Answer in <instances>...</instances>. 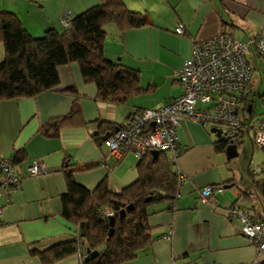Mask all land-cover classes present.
<instances>
[{"label":"crops","instance_id":"crops-1","mask_svg":"<svg viewBox=\"0 0 264 264\" xmlns=\"http://www.w3.org/2000/svg\"><path fill=\"white\" fill-rule=\"evenodd\" d=\"M99 0H0V10L15 13L34 37L47 29H60L65 12L75 16ZM129 10L142 12L147 24L120 30L104 26V55L139 71L145 93L123 104L96 98V86L83 80L76 62L58 66V88L34 97L0 101V154L13 157L20 150L19 171L34 159L45 162L47 172L25 176L21 188L0 196V264H43L30 249L44 250L69 240L68 223L62 217L61 196L66 192L62 171L74 165V180L92 190L105 180L109 189L119 190L138 178V158L129 152L116 162L107 156L104 144L97 146L92 134L98 121L114 126L126 124L139 109L158 108L181 93L175 73L191 57L194 40L222 30L245 41L264 32V0H124ZM182 24L184 34L175 28ZM4 56L0 44V61ZM252 66L253 92L249 111L242 112V124L231 142L216 136L215 124L187 117L176 127L178 154H167L173 171L184 175L172 201L149 207L151 243L138 256L122 264H253L255 250L227 217L232 204L245 206L253 217L264 222V150L253 142L254 98L264 103V60L256 50L247 54ZM75 89V92L70 89ZM74 101L88 124H66L58 136L48 137L40 128L51 118L66 115ZM248 113V114H246ZM21 152V153H22ZM132 154L133 156H131ZM130 155V156H129ZM94 164L87 170L82 166ZM261 166L260 172L253 168ZM222 186L202 201L201 191ZM172 234L164 236L168 226ZM50 264H80L73 254ZM264 264V262L262 263Z\"/></svg>","mask_w":264,"mask_h":264},{"label":"trees","instance_id":"trees-1","mask_svg":"<svg viewBox=\"0 0 264 264\" xmlns=\"http://www.w3.org/2000/svg\"><path fill=\"white\" fill-rule=\"evenodd\" d=\"M107 23L127 30L144 26L147 20L142 12L129 10L124 0H99L71 15L68 26L49 28L34 37L15 13L0 10V44L4 51L0 61V101L34 97L58 88V66L72 62L78 64L83 80L96 86L97 99L123 104L131 96L145 93L147 88L141 86L138 70L105 57ZM250 103L244 99L241 113L249 111ZM66 124H88L76 101L66 115L51 118L40 132L55 137ZM118 127L98 121L92 140L101 146ZM21 152L11 157L14 164L23 159ZM73 166L66 164L62 169L66 192L61 196L62 217L68 223L71 238L44 250L32 248L30 254L43 264L73 254L79 255L80 264H122L135 259L152 240L149 207L158 202H172L178 194L177 174L168 155L163 151L155 155L147 152L138 159V178L119 190L109 189L105 180L92 190L85 188L74 180ZM92 167L94 164L79 169ZM108 209L111 216L104 213ZM110 217L114 218L113 225ZM87 249L97 254L88 255Z\"/></svg>","mask_w":264,"mask_h":264},{"label":"built area","instance_id":"built-area-1","mask_svg":"<svg viewBox=\"0 0 264 264\" xmlns=\"http://www.w3.org/2000/svg\"><path fill=\"white\" fill-rule=\"evenodd\" d=\"M70 18V13H63L59 18L61 27L68 26ZM175 32L184 34V26L178 24ZM253 49L264 60V32L245 41L226 31L194 40L191 57L175 73L181 93L161 107L136 110L126 124L105 140L107 156L119 162L129 152L138 159L151 150L177 155L176 127L182 117L215 124L220 128L221 140L233 141L241 128L243 101L249 99L253 92V69L247 60V54ZM262 98L264 100V90ZM254 124V145L264 149V116L256 119ZM261 170V166L253 168L254 172ZM46 172V164L41 159H34L26 165L25 172H21L11 156L0 154V196L5 195L9 199L12 192L21 188L25 176ZM183 179L184 175H179L178 182ZM221 192L222 186L215 189L205 187L201 191L202 201L205 202L213 193ZM104 213L112 215L109 209ZM226 213L229 219L238 223L240 232L254 248L253 264H262L264 222L255 219L248 208L238 204L230 205ZM171 234L170 225L164 236ZM171 264L194 263L174 260Z\"/></svg>","mask_w":264,"mask_h":264},{"label":"rangeland","instance_id":"rangeland-1","mask_svg":"<svg viewBox=\"0 0 264 264\" xmlns=\"http://www.w3.org/2000/svg\"><path fill=\"white\" fill-rule=\"evenodd\" d=\"M254 102L255 103H254L253 114H252V118H254L253 121L258 119L259 117L264 116V103L262 101H260L258 98H254ZM246 114H248V113H246ZM257 149L260 150V148H257ZM130 155L133 156L132 154H130Z\"/></svg>","mask_w":264,"mask_h":264},{"label":"water","instance_id":"water-1","mask_svg":"<svg viewBox=\"0 0 264 264\" xmlns=\"http://www.w3.org/2000/svg\"><path fill=\"white\" fill-rule=\"evenodd\" d=\"M214 131H216V136H219L220 137V129L215 128ZM156 153H157L156 150H151V154L155 155ZM110 220H111L110 224L113 225L114 218L113 217H110ZM87 253H88V255H91V256L97 254L96 251H90L89 249H87ZM86 258H87V256H86Z\"/></svg>","mask_w":264,"mask_h":264}]
</instances>
